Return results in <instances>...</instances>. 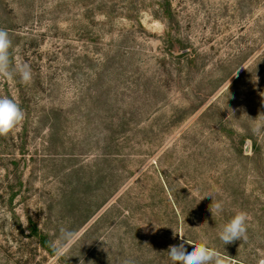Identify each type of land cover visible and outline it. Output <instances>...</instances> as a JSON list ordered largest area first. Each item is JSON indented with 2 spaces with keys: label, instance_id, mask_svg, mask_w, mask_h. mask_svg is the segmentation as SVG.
<instances>
[{
  "label": "rangeland",
  "instance_id": "374dc122",
  "mask_svg": "<svg viewBox=\"0 0 264 264\" xmlns=\"http://www.w3.org/2000/svg\"><path fill=\"white\" fill-rule=\"evenodd\" d=\"M0 28L33 72L0 79L26 110L14 131L28 123L22 227L0 199V264H63L28 237V215L52 243L77 232L72 264H171L174 231L225 264L264 260V135L250 127L264 113V0H0ZM238 211L247 240L224 245Z\"/></svg>",
  "mask_w": 264,
  "mask_h": 264
},
{
  "label": "clouds",
  "instance_id": "9594fccd",
  "mask_svg": "<svg viewBox=\"0 0 264 264\" xmlns=\"http://www.w3.org/2000/svg\"><path fill=\"white\" fill-rule=\"evenodd\" d=\"M12 40L6 29L0 28V79L13 81L17 77L25 85L33 79L32 68L28 63L13 64L10 49ZM251 132L255 135H264V113L252 119ZM25 120V112L19 103L7 95H0V136H7L14 131ZM210 212L213 217L224 211L222 201L215 200L212 196ZM249 216L245 211L236 212L233 217L220 227L219 239L224 245L236 240H247ZM174 235H179L180 243L169 246L167 251L171 264H225V259L221 253L209 247L206 240L194 243L188 240L183 234L174 231ZM78 235L75 230L61 226L58 230L56 240L51 244L56 258H60L70 250L77 242ZM186 244L193 245L192 251L188 252ZM124 264H134L133 260H126ZM230 264V262H229ZM259 264H264L261 260Z\"/></svg>",
  "mask_w": 264,
  "mask_h": 264
},
{
  "label": "trees",
  "instance_id": "16d2710c",
  "mask_svg": "<svg viewBox=\"0 0 264 264\" xmlns=\"http://www.w3.org/2000/svg\"><path fill=\"white\" fill-rule=\"evenodd\" d=\"M169 7L170 2L166 3ZM171 6V5H170ZM170 8H167V13H170ZM10 98H13L9 95ZM14 99V98H13ZM18 102V101H17ZM19 103V102H18ZM24 110V107L20 105ZM26 113V112H25ZM28 132V123L22 126L21 131H12L7 136H0V169L7 170L2 182L0 183V199L5 203L8 211L11 214L13 223L22 227V221L17 214L14 204L16 199L24 193V181L21 173L19 172V161L17 159V153L23 155L21 152L25 147L26 135ZM18 142V143H17ZM10 165L12 166V172L8 171ZM15 171V172H14ZM27 229L29 230L28 237H33L37 242V245L47 252L50 256H55L51 247V239L49 233L43 230L38 221L32 216H27ZM68 255H64L59 258L63 264H72L68 261ZM241 264V263H238Z\"/></svg>",
  "mask_w": 264,
  "mask_h": 264
}]
</instances>
